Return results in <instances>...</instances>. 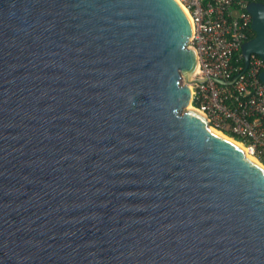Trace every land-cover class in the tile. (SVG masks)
Listing matches in <instances>:
<instances>
[{
	"label": "water",
	"instance_id": "1",
	"mask_svg": "<svg viewBox=\"0 0 264 264\" xmlns=\"http://www.w3.org/2000/svg\"><path fill=\"white\" fill-rule=\"evenodd\" d=\"M193 34L176 0H0V264H264V168L188 108Z\"/></svg>",
	"mask_w": 264,
	"mask_h": 264
},
{
	"label": "built area",
	"instance_id": "2",
	"mask_svg": "<svg viewBox=\"0 0 264 264\" xmlns=\"http://www.w3.org/2000/svg\"><path fill=\"white\" fill-rule=\"evenodd\" d=\"M191 16L194 34L190 46L199 55L196 79H208L192 86L191 104L203 112L212 127L230 130L242 137L252 155L264 157V59L250 57L248 69L241 47L249 41L252 16L250 3L264 0H179ZM242 73V74H241ZM240 76L235 80L237 75ZM213 79L234 81L220 86Z\"/></svg>",
	"mask_w": 264,
	"mask_h": 264
},
{
	"label": "trees",
	"instance_id": "3",
	"mask_svg": "<svg viewBox=\"0 0 264 264\" xmlns=\"http://www.w3.org/2000/svg\"><path fill=\"white\" fill-rule=\"evenodd\" d=\"M254 37H255V33L252 30H250V32H249V39H253ZM239 65L244 66V59L239 63ZM194 106L197 107L198 106L197 103H194ZM223 133L225 135H227L228 137L233 138L237 142H241V143H244V144H247L248 143L242 137L236 135L235 133H233L230 130H226L225 129V130H223ZM260 161L264 164V158L260 157Z\"/></svg>",
	"mask_w": 264,
	"mask_h": 264
},
{
	"label": "bare ground",
	"instance_id": "4",
	"mask_svg": "<svg viewBox=\"0 0 264 264\" xmlns=\"http://www.w3.org/2000/svg\"><path fill=\"white\" fill-rule=\"evenodd\" d=\"M180 5H181V3L178 1V0H176ZM192 101V100H191ZM189 107H191L192 108V105L191 104H189L188 105V108ZM213 130L214 131H216L217 133H219L220 135H222L220 132H218V130H216L215 128H213ZM223 137H225V138H227V139H229V140H231V141H235V140H233V139H231V138H229V137H227V136H225V135H222ZM235 143L239 146V147H241L243 150H244V152H245V154L250 158V159H252L253 161H255V162H257L259 165H261L259 162H258V160L257 159H255L253 156H252V154L249 152V149H247V148H245V146H243L242 144H240L239 142H236L235 141ZM262 166V165H261ZM263 168H264V166H262Z\"/></svg>",
	"mask_w": 264,
	"mask_h": 264
},
{
	"label": "rangeland",
	"instance_id": "5",
	"mask_svg": "<svg viewBox=\"0 0 264 264\" xmlns=\"http://www.w3.org/2000/svg\"><path fill=\"white\" fill-rule=\"evenodd\" d=\"M182 84H185V81L184 80H182ZM192 105V104H191ZM192 107H194V105H192ZM214 128V127H213ZM216 130H218V129H216ZM218 132H220L222 135H225L224 133H223V131H221V130H218ZM225 136H227V135H225ZM228 137V136H227ZM230 138V137H229ZM231 139H233V138H231ZM234 140V139H233ZM237 142V141H236ZM240 144H242L243 146H245V148H247L248 149V147H247V145L246 144H244V143H241V142H239ZM255 159H257L258 160V162L262 165V166H264V164L260 161V157H261V155H258V154H256V155H252ZM262 158H264V157H262Z\"/></svg>",
	"mask_w": 264,
	"mask_h": 264
}]
</instances>
